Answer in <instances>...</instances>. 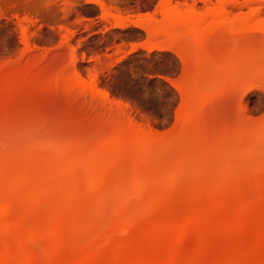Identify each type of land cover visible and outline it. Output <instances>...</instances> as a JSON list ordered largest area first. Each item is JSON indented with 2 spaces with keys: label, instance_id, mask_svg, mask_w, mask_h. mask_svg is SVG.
<instances>
[{
  "label": "bare ground",
  "instance_id": "6f19581e",
  "mask_svg": "<svg viewBox=\"0 0 264 264\" xmlns=\"http://www.w3.org/2000/svg\"><path fill=\"white\" fill-rule=\"evenodd\" d=\"M203 2L206 11L199 13L194 5L181 11L164 0L158 29L174 32L171 39L187 35L188 51L192 46L198 55L205 38L225 29L264 31V0ZM233 8L248 13L233 16ZM258 52L213 59V76L260 78L264 50ZM190 64L180 122L210 94L200 64ZM254 123L231 137L188 144L115 134L47 153L0 146V264H264V120ZM127 160L129 169L120 171ZM111 181L112 206L103 203L100 222H89V235L77 239L75 230L92 209L88 198L103 197Z\"/></svg>",
  "mask_w": 264,
  "mask_h": 264
},
{
  "label": "rangeland",
  "instance_id": "374dc122",
  "mask_svg": "<svg viewBox=\"0 0 264 264\" xmlns=\"http://www.w3.org/2000/svg\"><path fill=\"white\" fill-rule=\"evenodd\" d=\"M16 1L0 3V146L47 153L115 134H139L158 145L188 144L231 137L264 120V70L256 72L259 81L249 83L234 75L225 76V82L211 68L213 59L233 61L247 51L264 50V31L255 25L242 36L225 29L205 38L198 55L191 45L188 51L187 35L171 39L174 32L158 29L164 0ZM203 1L171 3L181 11L194 5L203 13ZM259 8L264 18V7ZM240 11L247 14L248 8H233V16ZM119 20L124 27L115 25ZM196 60L210 94L180 122L187 90L183 80ZM167 80L181 85L182 92ZM130 163L125 161L120 171ZM112 184L103 197L88 198L92 209L75 230L77 239L89 235V222H100L103 203L112 206Z\"/></svg>",
  "mask_w": 264,
  "mask_h": 264
},
{
  "label": "snow or ice",
  "instance_id": "6c2138e0",
  "mask_svg": "<svg viewBox=\"0 0 264 264\" xmlns=\"http://www.w3.org/2000/svg\"><path fill=\"white\" fill-rule=\"evenodd\" d=\"M163 75H164L163 73H160V76H161V77H163Z\"/></svg>",
  "mask_w": 264,
  "mask_h": 264
}]
</instances>
